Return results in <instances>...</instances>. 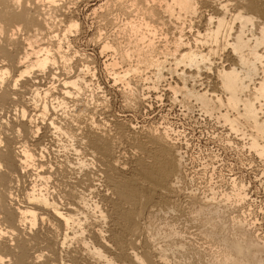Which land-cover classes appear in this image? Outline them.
I'll return each mask as SVG.
<instances>
[{
	"label": "bare ground",
	"instance_id": "6f19581e",
	"mask_svg": "<svg viewBox=\"0 0 264 264\" xmlns=\"http://www.w3.org/2000/svg\"><path fill=\"white\" fill-rule=\"evenodd\" d=\"M56 2L57 0H0V255H2L0 256V264H93L88 256L83 255L85 252H81L82 249L85 251L88 248H90L91 250L87 251V255L88 253L91 257L93 255V257L96 258V261H98V263L100 262L101 264H165L167 260H162L164 259V252L162 253L163 257H161V251H155L156 248L151 249L150 245L149 248H143L142 246H140L142 247V249L139 248V252L138 250H135V239L137 234L136 227L138 226V224L136 226V219L135 217L131 216V214L126 211V209H124L125 211L122 210L118 212L119 209L115 207V203L110 202L111 204H113V211H110V215H107V217L102 214L96 204L91 203L90 206L93 205V209L95 210L94 207H96L97 212L99 211V214L97 216L99 217L98 221L99 219H101L102 222H108L109 227L107 229V232H110L111 237L114 236V231H116L117 229L119 230L120 227L122 228L123 226V229H126L124 230L127 231L126 234L128 235V243L126 242L128 244V248H126V250H110L111 245L109 243L111 241L108 243V240L105 238L106 236H104L105 234L101 230L102 225L100 228L98 221L92 222L89 227L84 226L85 229L82 226V224L87 223L86 221L85 223H83V221L85 220L84 218L86 215H84V212L89 208V202H87L89 201L88 197L91 195L89 193H93V191L96 190V186L95 188L93 186L95 184L93 183V180H95L96 182V180L99 181L98 179H96V177H102L105 179L104 182L108 184L109 180H111L112 178L111 176L114 171L119 172L121 169H126L127 165H125V163H121L118 160L119 157L123 155L121 150L119 149V142L115 140L116 138L113 139L112 136L108 135L106 131L105 133L104 130L100 127V122H102L103 119L101 121L97 120L99 123L94 119L96 115H94L95 109L92 108L93 106L90 108L83 102L79 104V102L82 101L81 99L83 98L82 97L80 99L81 94H83L86 89H89L91 84H94L91 81L93 78L90 77H94L95 75L89 76L91 73L89 75L87 74L89 71H87V69L89 67L87 68L85 63V65L83 64L84 67L82 66V69L79 67H77L78 69H76L75 65L73 66V69L70 70L72 68L71 66H68V62L70 61L62 57H67L66 54L61 55L62 53H64L62 50L68 51V49H64L63 47V49H61L60 39H65V35L69 33L70 29H72L71 32H73V29L75 30L76 27V30H78V25L76 22V18H72L67 15V13L69 14V12L66 10L68 9L69 4L67 5V7H64L66 4L64 6L60 4L62 0L60 2L58 1V3ZM144 3L145 6L143 5V10H141L142 16L143 18L145 17L146 20H141H143V23L145 24V26H147L146 31L148 30V32H145L147 33L146 35H148V33L150 32L156 31L157 29H159L160 31L162 27H166L167 25L172 32L168 33V39H166V36L165 38L163 37V45H160L159 47L158 45L160 43H153L152 39H150L151 37L149 36L155 38V36H153L152 34L156 35L160 32H154L148 37H144L145 33H142L143 35H141V32H137L136 30V26L138 25L137 22H139L137 20L138 17H136V23H134L133 21V24L129 21V23L127 22L129 24L127 25L129 29L124 24L125 28L131 30V32L134 33L133 34L129 32L128 34L131 33L134 35L133 37H135L136 35H138L137 33H140L141 36L139 35L138 39L134 38L135 41H133V37L131 38L129 36V42L131 38L133 42L131 43L135 44L132 47L135 50V54L133 53L135 56L133 57V55H131V58H134V64L131 62L132 65L130 66V64H128L129 61L126 62L124 60V62H126L128 65H126L125 67L122 65L121 69L119 68V71L114 70L116 72H113L111 74H114L113 77L117 80L115 79L116 81H113V79L112 81L117 83L119 81L125 80V76L123 77V75L128 71H130V73L132 71L133 73L134 70H138L135 71V73L137 74L139 72V69H145L144 71H142L145 73L144 77L141 76L144 79H141L145 82L149 77L153 76L152 79H149V82H145L151 84H148L144 88L147 89V92L151 91L154 100L157 99V101H159L160 98L163 97L161 96L163 93H166L165 95L168 98H172L171 101H175L177 99L176 95L178 94L181 95V100H187L188 98L193 99L195 102H189H191L192 104L197 103L199 106L197 108L199 109L200 113L202 111L203 114L205 113V115H207V117L209 115L208 119L210 118V115L214 113L215 116L211 115L212 117L216 118L214 120H217L219 118V120L221 119V121H224L219 122L220 124L224 123L223 125H225L227 123L229 125H227V127H230L232 129L230 130L229 128L228 132L233 130H236L235 132H237V130L241 131L242 133H240L242 137L247 139V141L245 142L247 144V147L263 158L264 0H147V2ZM72 7H74L73 4ZM101 8L103 9V7ZM135 10L137 11V9ZM71 13L72 12H70V15ZM51 17H53L52 19L54 20V22L58 21L60 24H62V30H60V32L63 38H58L61 37L58 36L59 30L56 29L59 23H52L53 20H51ZM133 18L135 17L133 16ZM128 19H130V17ZM126 20L127 19H125V22ZM52 24L56 25V27L54 26V28ZM138 26H140V24ZM58 28L60 29V27ZM141 28H143V26ZM122 30H124V28ZM164 30H166V28H164ZM70 33L66 36L71 35ZM68 38L69 37H67L66 39ZM119 41L117 40V43ZM49 42L50 44H53L51 42H55L53 44L54 48L51 49V51L53 50L52 54H58V56L60 55L58 58L59 60L65 59L66 61H68L66 62L67 64L65 63V60H62L61 64L60 61H58L59 63H57L59 64L58 68H60V70L58 68L56 69L60 71V74L62 75L61 78L58 74H56L58 72H52L53 65L55 64L54 59L58 56L54 55V58L50 53L51 51H49V48L52 47H47ZM123 42H125V40ZM66 43L64 42V45ZM107 43L108 42H103L101 43L102 45H100L101 50L105 48L104 53L106 49L109 52V50L111 51V49L113 48H109L108 50V46H110L111 44ZM127 43H123L124 46ZM115 50L116 48H114V52ZM76 52L77 51H73V56L71 55L73 58ZM131 52H129V54ZM117 53L114 54L116 55ZM123 54L126 53H124L123 51ZM100 55L102 56L103 53H100ZM115 55L113 57H115L116 59L117 56ZM81 57H83V55H81ZM108 57L111 58V60L114 59H112V55ZM119 57L120 62L123 64L122 60L126 57H124V55L118 56V58ZM67 59H69V57ZM69 60L72 61V59ZM83 60L81 63H83ZM86 60L88 62V58H85L84 61ZM110 62L104 64H109L108 68L110 67V69H116V65L115 68L111 67ZM78 65L82 64L78 63ZM112 66L114 65L112 64ZM84 68H86L85 72L83 71ZM45 69L47 71V74L44 73ZM90 69L92 70V68ZM106 69L107 68H105V70ZM92 71L91 72L94 73V70ZM146 71L149 72V75H147V77L146 74L148 73H146ZM41 73H44L46 76L48 75L47 82L39 81V76H41ZM163 73H168L170 77L174 76V78L170 79L169 77L168 79L170 81L166 80V75ZM140 74L143 73H141L140 71L138 75ZM112 75L110 76L109 74L110 77H112ZM128 81L129 80L125 81L127 82L126 85L129 84ZM53 82H57L58 86H60L58 92L56 93L60 96L53 95L51 98L53 101L51 103H47L45 100L48 98H46L45 100L43 98L49 96L50 90H52L51 87ZM123 86L121 85V87ZM195 86H197V88H195ZM98 88L100 87H98L97 85V89ZM54 89L52 91L57 90ZM90 90H93L92 92L94 93L96 89ZM86 92H88V90ZM169 92L170 95H168ZM124 93L127 94V92L125 91ZM96 94L98 93L96 92ZM144 94H137V98H134L136 99L135 103H137V101L140 102L145 97L147 98V94ZM26 95H29V97L27 98ZM38 95H42L43 98H38L40 100L41 98L44 100L39 104L36 102V98ZM99 96H101L100 93ZM99 96L97 95L96 97H94L95 100L99 101ZM25 97L27 100L26 103L24 102ZM105 97L107 98V96ZM67 98H74V100L72 101L73 104H71V106H73L72 108L76 110L75 112H77V110L78 112L83 111L82 113H84L85 118L82 117L84 118V121L81 122L82 120L80 121L74 118L76 116L74 114L73 118L69 117L68 119L64 120L66 122H63L64 126L62 127L60 125L62 122L60 120H57L61 122H59L60 124H57L54 115L56 113L55 110L58 111V109H60L61 111L62 108L60 107V105L62 103H65ZM148 99L147 101H149ZM40 100H38V102H40ZM93 100L88 101L92 102ZM86 101L84 102L87 103ZM104 101H102L101 103H104L105 105ZM186 102L188 103V100ZM23 103H25L26 105ZM140 103L144 104V102L142 101ZM159 103L162 102L160 101ZM185 104L186 103L184 102V105L181 104L180 106L184 107ZM16 105L18 106V108ZM88 105L91 106V103ZM147 106H149L150 108L151 104L149 103L147 104ZM127 107L129 108L130 106ZM133 107H135L134 104ZM188 107H184L187 110H185L184 108L183 109L185 111H188L189 109L193 110L191 109L192 107H189V109ZM8 108H11V110L13 109L14 111L12 110L13 112L11 113V115H4L5 112L8 113ZM95 108L97 107L95 106ZM63 111L65 112V110ZM79 113H77V115L80 117L81 114ZM203 114H201L202 117ZM63 118L65 117L63 116ZM104 122L105 120L103 121V123ZM106 125L107 123L103 126L105 127ZM129 126L130 128L133 127V125ZM169 128L170 127L163 126L161 134L154 136L151 132V134L148 135L147 138L139 141V148H137L136 150L138 154H136L135 161L131 164V167L133 168V170L131 171H133V173L140 176L144 175V177L152 179L154 183H162V181H164L165 178L168 177L169 173H171L172 170L177 171L176 167L179 165V163L181 165L180 159L182 158L183 154L181 156V151L174 149V140L172 141V138H169L170 136L167 132ZM39 129H41L42 132L39 131ZM61 129L64 130H62L64 138L66 137L64 133L69 134L67 135L70 139L69 142L73 137L77 143V145H74L83 150V152L81 150V153L89 155V157L91 158L90 160L94 159V162L96 161L100 166H98V174L100 175L96 173L93 174V172H90L91 175H89L88 173L84 174L82 172V177L78 178L77 175L81 172L80 169H86L85 166H88L84 163L86 158L84 159L83 156L82 160L80 159L77 163L72 164L67 160L66 157H64V160H62L61 162V167H69L72 169V172L73 169L74 171L76 170L77 173L79 171L78 174L76 173L77 175L75 174L77 176L76 178L80 181L86 180L85 182H88L86 184V187L83 186L81 188H78L75 186L76 184H69L67 181L68 189L64 190L65 192H63L64 194L62 195V201L65 202V204L62 203L63 207L58 201L59 198L51 197L52 195H49V184H46L52 179V177L55 178V173L58 172L57 169H59L60 167L54 169L52 166L46 164L43 161L44 157L42 156V150L40 152V156L34 151L37 148V145H39L36 142L37 137L39 138V132L42 134H59L55 132H61ZM170 131L172 130L170 129ZM239 131L237 133H239ZM119 134H121V130ZM54 137H57V135H55ZM242 137H239L238 135V138L242 139ZM240 139L238 140L240 141ZM66 140L68 139L66 138ZM67 144V147H69L70 144ZM75 146L73 147L72 145V148H70V150L72 149V151H75L74 154L76 155L74 156H77V152L79 150L75 148ZM62 147L64 148V146ZM91 165L92 164H90V166ZM135 177H132L133 179L131 178L130 181L132 183L134 182L136 185L140 184L139 180H141V178L136 179ZM20 179L24 184L21 187V193L19 192V195H22L20 196L21 199L18 202L19 199L15 197L17 193H14V189L17 187ZM79 180H77L76 182H80ZM112 181L114 182V180ZM174 181H176V179ZM124 183H126V181L119 184V187L117 185H114L113 187V185L110 184V187L113 188L111 189V191H115V189L117 188L116 192L118 193V196L121 190V194L124 195L127 199L129 198V196H131V192L126 191L125 193H123L122 187L125 186ZM167 184L168 187L173 186L171 183ZM242 184L243 183H241L240 186H237L235 183H233L232 186V194L236 199V203L237 201L243 202L244 198L246 197V194L244 192L245 186ZM51 188L49 189L51 190ZM167 189H170V187ZM151 190L153 192L159 191L158 193L165 194V191L162 189V187L161 189L160 187L159 189H153L152 187ZM172 191L175 193L176 189ZM96 195H98L100 202L108 201V199L106 198V193L105 195L103 193H97ZM131 197H133V195ZM209 198L212 201V198H215V196ZM209 198H207L208 200H206L210 201ZM205 202L206 201L204 200L203 203ZM146 203H148V201L144 202V205H147ZM200 206H198L199 209ZM205 208H208L207 205L206 207H204V209ZM199 211L201 212L202 210ZM218 212L220 213V211ZM208 213H211L210 210ZM103 217H105V219ZM238 219L240 218L235 219L234 222H236V224L238 223L237 225L240 228L245 227L244 225H246V223ZM231 220L233 221V219ZM247 228L249 227L247 226ZM243 230L244 228H242V233L245 232H243ZM139 232L140 231H138L137 237H139ZM83 234L87 236L85 237V235ZM246 234H242V237H237L236 235V238L232 239L230 242L229 240H225L224 244L221 243L224 246L225 250L223 249L222 252L219 253V255L217 254L219 256L218 258L215 259L213 257L215 260H211L212 263H209L258 264V262L261 261V258L259 256H256L255 252H258V250L261 249H259V247H261L259 245H262V243H257V241L259 242V239H256L257 237L254 239V237L250 238L251 236H247L248 238H246ZM110 235L108 236V238L110 237ZM111 240L113 241L112 238ZM151 242H153V240ZM70 243L72 245L73 243H75V245L71 248H68L69 246H71ZM137 243L138 242H136V244ZM148 244H150V242ZM115 245L116 244H114V246ZM66 248L67 250H65ZM63 249L64 253L62 252V254L61 250Z\"/></svg>",
	"mask_w": 264,
	"mask_h": 264
},
{
	"label": "rangeland",
	"instance_id": "374dc122",
	"mask_svg": "<svg viewBox=\"0 0 264 264\" xmlns=\"http://www.w3.org/2000/svg\"><path fill=\"white\" fill-rule=\"evenodd\" d=\"M58 1L60 2L61 0H57L56 3H58ZM142 1L141 0L140 1L139 0H135V1L134 0H120V1H118V0H73V1L72 0L71 1L62 0V2H60V4L62 6H64L66 4L64 7H67V5L69 4V6H68L69 10L68 9L66 10L69 12V14L67 13V15H69L72 18H76V22L78 25V30H76L77 27L75 28V30L73 29V32H71L72 29H70L69 33L71 32L70 33L71 35L66 36L69 34L67 32L68 34L65 35V39L63 38V36H61V32H60V30H62L61 29L62 24H60L58 21L54 22V20L52 19L53 17H51V20H53L52 23H55V24L59 23L58 25H60V26L57 25V27H56V25L52 24L53 27L55 26L56 29L59 30L58 36H61V37H58V38H63L64 40H66V41H64L63 39H60L61 49H63V48L68 49V51L62 50L64 53H62L61 55L66 54L67 57H65V56H62V57H64L66 60L70 61V62H68L65 59L59 60L58 58L60 55L58 56V54H54V55L58 56L55 58V56L52 54L53 50L51 51V49L54 48L53 44L55 42H51L53 44H50V42H49V44L51 46L48 44L49 46L47 45V47H52V48H49V51H51L50 53L55 58V59L54 58L53 59L55 61H57V62L54 61L55 64L53 65L52 72H54V71H55V73L58 72L56 74H58L60 78L62 77V75L60 74V71H59L60 68H58L59 64H57V63H59L58 61H60V64H61L62 60H65V63L66 62L69 63L68 66L72 67V68L70 67L71 68L70 70H72L73 66H75V65H76L75 66L76 69H78L77 67L82 69L85 64H86L87 68L89 67L87 69V71L89 70L87 74L89 75L91 73L89 76L95 75L94 77H90V78H93L92 80L91 79L90 80L94 84H91L90 88L86 89L84 91L83 94H85V95L81 94L80 99L82 97L83 98L81 99L82 101H80L79 104H81V102H83L84 104H87V106H89L90 108L93 106L92 108L95 109L94 115H96L94 117V119L96 121L97 120L101 121L103 119L102 122H100V127L104 130V132L106 131L108 135L112 136L113 139L116 138L115 140H117L119 142L118 143L120 146L119 149L121 150L123 155H121L120 156L121 158L119 157L118 160L121 163H125V165H127L126 169H121L119 172L114 171V173L111 176L113 179L111 178V180H109L110 183L108 182V184L106 182H104L105 179L102 177L101 178L96 177V179H98L99 181L96 180V182H95V180H93V183H95L93 186H94V188L96 186V190L93 191L94 194L91 192V193H89L91 195L89 197L87 196L88 200H89V201H87V202H89V206H88L89 208L84 212V215L85 214L86 215L84 218L85 220L83 221V223H85V221L87 223L82 224V226L85 229V227H87V226L89 227V225H91L92 222L98 221L99 217H97V216L99 214V211L97 212L96 207H94L95 208V210H94L93 205L90 206L91 203L96 204L97 207H99L102 214L107 217V215H110V211L111 212L113 211V204L110 203V202H112V203H115V205H116L115 207L119 209L118 212L122 211V210L125 211L124 209H126V211H128L131 214V216L135 217V219H136V226L138 224V226L136 227L137 228L136 239L138 241L135 239V250L136 251L138 250V252H139V250L142 249V247L143 248H147V247L149 248L150 246H151L150 247L151 249L156 248L157 250L155 249V251H158V250H159L158 252L161 251V257H163V254H164L163 258L165 260L164 259H162V260L163 261L167 260L166 263L164 262L165 264H168V263L169 264H210V263H212L213 260H215L216 258L219 257L218 256L219 253H221L222 250L224 249V246L221 243L224 244L225 240L226 241L229 240V242H230L232 239L236 238V235H237V237H242V234H246V233H247L246 238L251 236L250 238L254 237V239H255L257 237L256 239H259V242L257 241V243H259V244H260V242L262 243V245L261 244L259 245V246H261V247H259V249L260 248L261 249L255 253H256V256H259L261 258V261L258 262V264H264V254H263L264 253V156L262 158V156L257 155L253 150H251L247 147V144L245 143L247 141V139L242 137L241 131L237 130V132L238 131H239V133L241 132L239 134V133L235 132L236 130L235 131L233 130L235 132V135H234L233 131L228 132L230 127H227V125H228L227 123L225 125H223L224 123L220 124L219 122H222L223 120L221 121V119L219 120V118L217 120H214V119H216L215 117H212V116H215L214 113H213L214 115L213 114H211L212 116L210 115L209 119H208L209 115L207 117V115H205V113L203 114L202 111L200 113L199 109L197 108V107H199L198 104L197 103H193V104L191 103L194 101L193 99L188 98L187 99L188 103H187L186 102L187 100H185V99L181 100L180 98H182V97H180L181 95L178 94V95H176L177 96L176 100L178 101V103H177L176 100H175L176 102L174 100H173L174 102L171 101L172 98H168L165 95L166 93L165 94L163 93L161 95L163 97H161L159 101H157V99L154 100L153 94L151 93V91L147 92L146 91L147 89L144 88L148 84H151V83H145V82H147V81L149 82L150 81L149 79L153 78V76L149 77L148 79L146 78L147 81H145V82L142 80V79H144L142 77H144V74H145L142 71H144L145 69H142V68H141V70L139 69V72L141 71V73H143L140 75H138L139 72L137 74L135 73V71H138V70H134V72H133L134 74L132 73V71H131V73H130V71H128L127 73H125L123 75V77L125 76L124 77L125 80L119 81L120 83L119 82H117V83L113 82V81H116L117 79L114 78L113 77L114 74L112 75L111 73L119 71V68L121 69L122 65L125 67L128 64H130V66L132 65V63L134 64V58L133 57L135 56L134 55L135 50L132 47L135 44H132L133 43L132 39H133V41H135L134 38L138 39L140 33H137V32H141V35H143L145 32H148V30L146 31L147 26H145V24L143 23L144 22L143 20L145 19V17L143 18V16H142V10H143L142 7L145 6L144 2H147V0H144L143 2ZM68 2H70L71 4ZM139 3H142V4H139ZM72 4L74 5V7H72ZM133 4H134V6H133ZM101 7H103V9ZM135 9H137V11L138 10L139 11L137 12ZM70 12H72L71 15H70ZM134 12H135L136 16L134 15ZM128 16L130 17V19H128L129 18ZM133 16L135 18H133ZM140 16H141V18H140ZM136 17H138V19ZM125 19H127L126 22H125ZM132 19H134V20L137 19L140 23L137 22V20L134 21ZM141 19H143V20H141ZM122 21H123V24H122ZM128 21L132 24H133V22L134 23L137 22L138 25L140 24L141 27L143 26V28H141L140 26L135 24V25H137L136 26L137 27L136 33L138 34L135 37H133L134 33L131 32V30H128L129 29L127 27V25H129ZM141 22H142V24H141ZM124 24L126 25V27L128 29L125 28ZM121 25L122 26L124 25L123 26L124 30H122L123 28ZM144 26H145V28H144ZM167 26L162 27V29H160V31H159V29L156 30L157 32L154 31L155 33L160 32V33H158L160 35H158V34L154 35V34H152L154 32H150V33H148V35H146L147 33H145L144 37H148L149 35L152 34L153 36H155V38L154 37L152 38V36H149V37H151L150 39H152V42L155 44L160 43L158 45L160 47V45H163L162 43L164 42L162 39H164L165 36H166V39H168V37H167V36H169L168 33L172 32L169 29V26L168 27ZM58 27H60V29ZM164 28H166V30H164ZM120 30H121V32H120ZM138 30H142V31H138ZM100 31H101V33H100ZM74 32H76V33H74ZM122 32H123V34H122ZM129 32H131L133 34L130 33L131 34L130 35V34H128ZM99 33H100L102 38L100 37ZM161 33H163V34H161ZM103 34L104 35L106 34L105 36H107V37H105ZM161 35H162V38H161ZM129 36L131 38L133 37L132 39L130 38V42L128 39ZM67 37H69V38L66 39ZM157 39H159V40H157ZM117 40L118 41L120 40V41L117 43ZM124 40L126 43L128 41V43L125 46L123 44V43H125V42H123ZM159 41H161V42H159ZM56 42H57V40H56ZM64 42L65 43L67 42L66 43L67 45L65 44L67 46V48L64 45ZM103 42H108L107 44H111L110 46H108V50H109V48L111 49L113 47L111 49V51L109 50L110 53L107 51V49L104 53L105 48L102 49L103 51L101 50L100 45H102L101 43H103ZM115 44L117 45V47ZM122 45H123V47H122ZM129 45L131 46V48ZM120 47H121V49H120ZM114 48H116L115 52H114ZM122 50L126 54H123ZM73 51H77L76 52L77 55L74 54V58L72 57ZM129 52H131V53L129 54ZM59 53H61V52H59ZM84 53H85V57H84ZM100 53L101 54L103 53V55L101 56ZM112 53L113 54L117 53L116 55L114 54L115 56H117L116 59H115V57H113L114 55ZM80 54L83 55L84 58L81 57ZM160 54H158V55H160ZM111 55H112V59L114 58L113 60H111V58L108 57ZM122 55H124V57H126V58H123V60H122L123 64L120 62V57L118 58V56H122ZM131 55H133V57H132L133 59L131 58ZM68 57H69V59H72V61L67 59ZM82 58L84 60H85V58H88V62H87V60L84 61ZM89 58H90V61H89ZM82 60H83V63H81ZM124 60L126 62L129 61L128 64L126 62H124ZM131 60H133V61H131ZM108 62H110L111 67L115 68V65H116L117 68L116 69H112V68L110 69V67L108 68L109 64L108 65L104 64V63H108ZM117 62H119L121 64H119ZM78 63L82 64V65H78ZM70 64H73V65H70ZM112 64L114 66H112ZM56 68H58L59 70H57ZM90 68H92V70H94V73H92L93 71ZM105 68H107L106 70H108V71H106ZM114 70H116V71H114ZM83 71L85 72L86 68H84ZM108 72H110V73H108ZM44 73L47 74L46 69L44 70ZM44 73H41V76H39L40 77L39 81L47 82L48 81V75L46 76ZM128 73H130V74H128ZM146 73H148V74H146V77H147V75H149V72L146 71ZM109 74H110V76L112 75V77H110ZM131 74H132V76H131ZM163 74H165V73H163ZM165 75H166V77L165 76L164 77L166 78V80H169L168 78L170 77V75L168 73H166ZM42 77L44 80L42 79ZM172 78H174V76L170 77V79H172ZM118 80H121V79H118ZM126 80H129L128 81L129 84H127V85H126L127 82H125ZM122 82H124V83H122ZM95 83H96V85H95ZM120 84L122 86L124 85L123 86L124 88L121 87ZM97 85H98V87H100V88H98L100 91L97 89ZM59 87L60 86H58L57 82H53L51 89L52 90L57 89V90L56 91L50 90V94L48 97L43 98L42 95H38L37 98L42 97L44 100L46 98H48L45 101L47 103H51L53 101L51 99L53 95L60 96V95L56 94L58 92ZM195 88H197V86H195ZM90 89H96V90L93 93L92 92L93 90L91 91ZM122 89H123V92H122ZM87 90H88V92H86ZM101 90H102V92L103 91L104 92L102 93ZM124 91L127 92V94L124 93ZM140 91H141V93H140ZM145 91H146V93H145ZM96 92L98 94H96ZM90 93L91 94L93 93L92 96ZM99 93L101 94V96H99ZM136 93L138 95L144 94V93L147 94L146 95L147 98L145 97L143 100H141L142 102H144V104L140 103L141 101L140 102L137 101V103H135L136 99H134V98H137ZM149 94H151V95H149ZM97 95L100 97L99 101L95 100V98H94ZM168 95H170V92L168 93ZM102 96H103V98H102ZM105 96H107V98ZM148 96L149 97L151 96L152 99H151V97L149 98ZM26 97L28 98L29 95L28 96L26 95ZM26 97H25V101H24L25 103L27 101ZM49 97H50V99H49ZM89 97H90V99H89ZM126 97H127V100H126ZM37 98H36V102L38 104L41 103L42 101H44L42 98H41V100L38 98V100H40V102H38ZM91 98H93L94 100ZM101 98H102V100H101ZM147 99L149 101H147ZM73 100H74V98H67L65 103H67L69 105L62 103L64 106L62 104L61 105L64 108L60 105V107L62 108L61 111H60V109H58V111L55 110L56 113H55L54 117H55L56 121L60 120L62 122L61 123L60 121H57V124L61 123L60 125L62 127L64 126L63 122H66L64 120L68 119L69 117L73 118L74 114L76 115L74 118H76L77 120H80V121L82 120L81 122L84 121L83 119L85 118V115H84V113H82L83 111H79L81 113H79L78 110H77V112H75L76 110H74L72 108L73 106H71V104H73L72 103ZM88 100H93V101L90 102ZM84 101H86L87 103H85ZM102 101L105 102V105H104V103H101ZM154 101H156V102H154ZM160 101L162 103H159ZM179 101H182V102H179ZM189 101H191V102H189ZM184 102L186 104H188V105L185 104V106H187V107L188 106L190 107V105L192 104L191 105L192 108L191 107L190 108L193 110H190L188 107V109L190 111L189 110L185 111V110H187L184 108L185 106L184 107L180 106L181 104L184 105ZM25 103H23V104H25ZM90 103H91V106L88 105ZM92 103H93V105H92ZM145 103L151 104V106H150L151 110H150L149 106H147V104H145ZM97 104H98V106H97ZM106 104H107V106H106ZM133 104L135 107H133ZM65 105H66V107H65ZM195 105H197V106H195ZM95 106L97 108H95ZM127 106H130L129 108H131V109H129ZM137 106H139V107H137ZM194 107L197 108L198 110L195 109ZM17 108H18V106H17ZM65 108L66 109L68 108V109L66 110ZM8 109H9L8 113L5 112L4 115L5 114L11 115V113L14 111L13 109H12L13 110L12 111L11 108H8ZM63 110H65V112ZM103 111L105 112V114ZM77 113L81 114L80 117L77 115ZM99 113H101V114H99ZM198 113H199V115H198ZM201 114H203V117ZM101 115H103V116H101ZM63 116L65 118H63ZM82 117H84V118H82ZM104 120H105V122L103 123ZM217 121H218V123H217ZM106 123H107L108 127L106 125L105 126L106 128H105L103 125ZM129 125H131V126L133 125V127L130 128ZM163 126L170 127L167 130L168 135L170 136L169 138L170 139L172 138L171 139L172 141L174 140V143H173L174 149L181 151V156L183 154V156H182L183 159L182 158L180 159L181 165L179 163V165L176 167L177 171L172 170L171 173H169L168 177L165 178V180H164L165 182L162 181V183H158V182L154 183V181H152V179H150L148 177H144V175L140 176V175L133 173V171H131V170H133V168L131 167V164L135 161L136 154H138L136 152V150H137V148H139L138 147L139 141L147 138V136L150 135L151 132L154 136L161 134ZM170 129L172 131H170ZM62 130L63 129H61V132H55V133H59V134H53L52 133L53 135L52 134H42L39 132L38 133L39 138L37 137V139H36V142L39 145H37V148L34 151L40 156V152L42 150V156L44 157L43 161L46 164H48L49 166H52L54 169H57V167L58 168L60 167L59 169H57L58 172L55 173V178L52 177V179L49 182L47 181L48 183H46V184L47 185L49 184L48 185L49 195L50 196L52 195L51 197L59 198L60 200L58 199V201L61 203V205L63 207V204H65V202L62 201L63 200L62 195L64 194L63 192H65L64 190L68 189L67 184L68 183L69 184L70 183L76 184L75 186L78 188H81L83 186L86 187V184L88 181L87 182H85L86 180L80 181L76 177L77 176H78V178L82 177L83 173L84 174L88 173L89 175H91V173L93 172V174L94 173L98 174V170H99L98 168L100 166L98 165L99 163H97L96 161L94 162V159L90 160L91 158L89 157V155H87L85 153H81L82 149L75 146V145H77V143L73 137L71 138V136H70V138L72 140L69 142L70 139L68 138L69 136H67L69 134L64 133V135H66V137L64 138ZM120 130H121V134H119ZM230 130H232V129L230 128ZM39 131L42 132L41 129H39ZM130 131H132V132H130ZM169 132H171V133H169ZM230 132H232V133H230ZM135 133H136V135H135ZM48 135H50V136H48ZM55 135H57V137H54ZM58 135H59V137H58ZM238 135H239V137H242V139L238 138ZM236 136H237V138H236ZM122 137H124V138H122ZM66 138L68 140H66ZM238 139H240V141ZM71 142H73V143H71ZM67 143L70 144L69 147H67L68 146ZM72 145H73V147L75 146V148H77L79 150L77 152V154H78L77 156H79V157L74 156V155H76V154H74L75 151H72V149L70 150V148H72ZM39 146L41 147V149ZM62 146H64V148ZM65 147H67L69 149H67ZM245 150H247V151H245ZM251 151H253V152H251ZM82 152H83V150H82ZM64 157H66L67 160L72 164L77 163L78 160H80V159L82 160L83 158L84 159L86 158L87 161L85 160L84 163H85V165H88L89 167L84 165L86 167V169H83V170L80 169L81 172L79 173V171H78L79 174L77 173L76 170L74 171V169L72 172V169L69 167H65V168L61 167V162H62V160H64ZM87 157L89 158V160ZM89 161H90V164H92L91 166L89 164ZM93 163H95V164H93ZM96 163H97V165H96ZM58 165H60V166H58ZM54 169H53V171H54ZM179 169H181V170H179ZM59 173H60V175H59ZM98 175H100V174H98ZM132 177L133 178L135 177L136 179L141 178V180H139L140 184L136 185L134 182L132 183L130 181V179ZM145 179H146V181H145ZM175 179H176V181H174ZM77 180H79L80 182H76ZM112 180H114V182ZM177 180H179V181H177ZM52 181H55V182H52ZM67 181H68V183H67ZM124 181H126V183H124L125 186L122 187L123 193H125L126 191H130L131 196L133 195V197L129 196V198H127L129 200H127L125 198V196L121 194V190H120L119 196H118V193L116 192L117 188L115 189V191H113V190L111 191V189H113V188L110 187V184H112L113 187H114V185H117L119 187L120 186L119 184L123 183ZM147 182H149V183H147ZM77 183H79V184H77ZM167 183H171L173 185V186H169L170 189L173 187H175V188H173L171 190L167 189V188H169ZM233 183H235L237 186H240L241 183H243L242 185H244V186L247 185V183H249V185L247 187H249L248 189L251 190V193L254 196V202L248 208L245 207L244 201L243 202L237 201L238 204L236 203V199L232 194ZM23 184L24 183H22V180L20 179V181L17 184V187L18 186L19 187L18 188L16 187L14 189V193L15 194L17 193L15 195V197L19 199V200L17 199L18 202L21 199L20 196L22 194L19 195V192L21 193V187ZM153 184L156 186H154ZM158 186L160 187V189L162 187V189L165 191L164 192L165 194H163V193L160 194V193H158L159 191H157V190H156L157 192H153L151 190L152 187H153V189H157V188L159 189ZM149 187H151V188H149ZM49 188H51V190ZM107 188H108V190H107ZM175 189H176V191L174 193L172 190H175ZM166 190L169 192H167ZM97 193H100V194L103 193L104 195L106 193V198L108 199V201H106V202L101 201L100 202L98 195H96ZM167 193H168V195H167ZM169 193H170V195H169ZM212 194H215V195H212ZM227 195H228V197H227ZM212 196L213 197L215 196V198H212V201H211V199L209 197H212ZM207 198H209L210 201H207L208 200ZM223 198H224V200H223ZM17 200H16V202H17ZM204 200L208 204L206 202L203 203ZM147 201H148V203H146V204L148 206L144 205V202H147ZM206 205L208 208L204 209V207H206ZM198 206H200V209L198 208ZM202 207H203V209H202ZM111 208H112V210H111ZM141 208H142V210H141ZM199 210H202V211L200 212ZM204 210H206V211H204ZM209 210L211 213H208ZM213 210H214V212H213ZM218 211H220V213ZM135 214H136V216H135ZM213 215H215V216H213ZM212 216H213V218H212ZM233 217H235V218H233ZM236 217L240 218L238 220H241L242 222L246 223V225H244L246 228L242 227V228H244V230H243V232L245 231L244 233L241 232L242 228H240L237 225L238 223L236 224V222H234V220L237 219ZM103 218L105 219V217H103ZM207 219H209V220H207ZM213 219H214V221H213ZM231 219H233V221ZM246 220H248V221L252 220L253 223H247ZM98 222H99L100 228L102 225L101 230L105 234L104 236H106L105 238L108 240V243L111 241L109 243L111 245V246L109 245L110 250L112 249L111 251H116V250L118 251L120 249L126 250V248H128V244H127L128 243V241H127L128 235L126 234L127 231H124L126 229L125 228L123 229V226H122V228L120 227L119 230L118 229L116 230L117 233H116V231H114L115 233L113 232L114 233V236H113L114 238H113V237H111L110 232L109 231L107 232V229L109 227L108 222L107 221L102 222L101 219H99ZM215 222H216V224H215ZM249 224H250V226H249ZM247 226L249 228H247ZM235 228H237V229H235ZM238 228H239V230H238ZM246 229H248V230H246ZM138 231H140L139 232L140 238L137 237ZM235 231H237V232H235ZM206 232H208V233H206ZM85 234H83V235H85ZM115 234H116V236H115ZM109 235H110V237H109L110 239L108 238ZM210 235L212 238L210 237ZM230 235H232V236H230ZM86 236L87 235H85V237ZM118 236H120V237H118ZM111 238L113 239L114 242L111 240ZM150 240L151 241L153 240V242H151ZM136 242H138L137 243L138 245L136 244ZM149 242H150V244H148ZM114 244H116V245L114 246ZM140 244H142V245H140ZM70 245L71 246H69L68 248L73 247L75 245V243H73V245L70 243ZM140 246H142V247H140ZM136 248H138V249H136ZM65 250H67V248ZM89 250H91V249L88 248L85 251L82 249L81 252H85L83 255L88 256L89 259H91L90 261L93 264H101L100 262L98 263V261H96V258L93 257V255H92V257L90 256L89 253L87 255V251H89ZM62 252L64 253V249L61 250V253ZM0 256H2V255H0Z\"/></svg>",
	"mask_w": 264,
	"mask_h": 264
},
{
	"label": "built area",
	"instance_id": "2783aa9c",
	"mask_svg": "<svg viewBox=\"0 0 264 264\" xmlns=\"http://www.w3.org/2000/svg\"><path fill=\"white\" fill-rule=\"evenodd\" d=\"M248 185H249V183H247V185H245V188H244V192L246 193V197L244 198V205L246 208H248L254 202V196L251 193V190L248 189L249 188V187H247ZM246 222L247 223H253L252 220H250V221L246 220Z\"/></svg>",
	"mask_w": 264,
	"mask_h": 264
}]
</instances>
